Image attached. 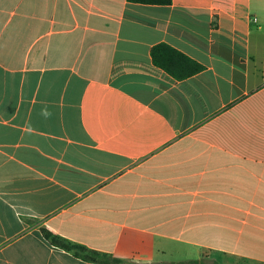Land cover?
<instances>
[{
    "label": "crops",
    "instance_id": "obj_1",
    "mask_svg": "<svg viewBox=\"0 0 264 264\" xmlns=\"http://www.w3.org/2000/svg\"><path fill=\"white\" fill-rule=\"evenodd\" d=\"M166 44L204 66L177 80ZM264 264V0H0V264Z\"/></svg>",
    "mask_w": 264,
    "mask_h": 264
},
{
    "label": "trees",
    "instance_id": "obj_2",
    "mask_svg": "<svg viewBox=\"0 0 264 264\" xmlns=\"http://www.w3.org/2000/svg\"><path fill=\"white\" fill-rule=\"evenodd\" d=\"M148 5H170L172 0H129ZM155 65L177 80L187 79L204 70V66L169 45L155 46L151 51ZM44 239L53 247L63 249L73 256L97 264H120L121 261L110 254H103L72 242L48 229H42Z\"/></svg>",
    "mask_w": 264,
    "mask_h": 264
},
{
    "label": "water",
    "instance_id": "obj_3",
    "mask_svg": "<svg viewBox=\"0 0 264 264\" xmlns=\"http://www.w3.org/2000/svg\"><path fill=\"white\" fill-rule=\"evenodd\" d=\"M196 264H198V263H196Z\"/></svg>",
    "mask_w": 264,
    "mask_h": 264
}]
</instances>
